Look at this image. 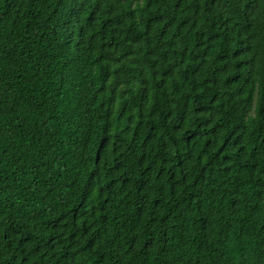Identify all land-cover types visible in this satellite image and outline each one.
<instances>
[{"label":"trees","instance_id":"obj_1","mask_svg":"<svg viewBox=\"0 0 264 264\" xmlns=\"http://www.w3.org/2000/svg\"><path fill=\"white\" fill-rule=\"evenodd\" d=\"M0 264H264V0H0Z\"/></svg>","mask_w":264,"mask_h":264}]
</instances>
